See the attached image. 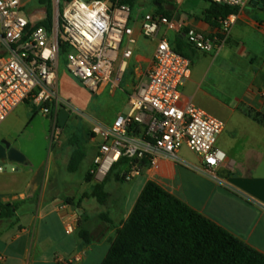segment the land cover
I'll return each instance as SVG.
<instances>
[{"label": "crops", "instance_id": "crops-1", "mask_svg": "<svg viewBox=\"0 0 264 264\" xmlns=\"http://www.w3.org/2000/svg\"><path fill=\"white\" fill-rule=\"evenodd\" d=\"M212 6L210 0H139L133 8L135 12L165 16L177 23V31L165 29L160 34L173 47L187 43L186 35L190 30L214 40L212 52L196 50L192 58L191 77L181 87V92L185 100L225 123V129L216 141V147L227 156L225 164L216 171L221 182L205 173L199 156L191 151L193 157L182 156L184 147L179 153L184 163L158 159L154 166L145 169L132 181L128 189L120 186L126 182H119L112 175L106 186L111 197L108 205L104 206L105 211L99 212L96 217L101 228L94 235V228H85L92 219L84 203L96 199L83 198L85 194L92 193L100 181L91 176L90 182L94 185L77 198L72 190L71 178H64L65 190L54 185L53 181L60 173L59 164L43 160L38 167L32 166L28 154L35 152L37 140L48 142L52 149L50 134L53 116H41L31 103L24 102L0 125V141L10 142L26 157L24 163H15L22 167V171L13 182L21 186L11 185L9 189L0 190V204H20L16 216L7 224L0 220V264H61L59 258L69 259L77 254L82 259L75 264H102L111 240L123 227L149 181L264 254V6L251 1L244 7L236 8L232 14L236 22L228 37L222 34L221 20L207 16L206 12ZM134 36L137 42L133 47V56L120 89L112 94L113 97L119 92L127 95L125 110L128 95L138 83L139 73L152 67L157 47L156 41L144 38L138 24L134 26ZM61 71L59 64L58 92L63 98L66 78ZM74 136L78 135L65 136L61 128L60 139L53 148L55 161L65 151L71 148L74 151L71 145ZM99 144V139L92 135L91 124L87 140L82 144L86 148V159L92 152L86 177L90 176ZM51 188L54 189L49 191ZM117 190L120 194H114ZM70 198H74V203H68ZM80 202L82 205L78 207ZM87 207H92V211L98 210L95 204ZM82 217L84 222H80ZM70 221L79 226L78 234L81 229L92 234L90 244L81 237V241L73 238L77 227L74 234L66 233L65 226ZM93 243L109 244L105 255H94Z\"/></svg>", "mask_w": 264, "mask_h": 264}, {"label": "built area", "instance_id": "built-area-1", "mask_svg": "<svg viewBox=\"0 0 264 264\" xmlns=\"http://www.w3.org/2000/svg\"><path fill=\"white\" fill-rule=\"evenodd\" d=\"M210 1L240 8L252 0ZM52 2L55 10L60 0ZM22 6L23 0H0V125L16 107L29 102L43 116H53L50 139L57 143L61 135L59 110L66 108L77 113L59 96L61 56L67 55L69 72L88 91L94 95L109 91L112 95L120 89L133 56L137 42L134 26L138 24L145 39L157 42L154 63L139 73L124 114L111 124L91 121L92 135L100 144L90 175L102 182L123 161L121 177L132 182L158 159L184 163L179 153L186 147L201 158L205 173L221 182L216 171L225 164L227 156L216 147V141L225 123L184 99L181 87L191 77L192 60L160 36L165 29L177 31V23L165 16L135 12L119 0H72L65 2L61 22L54 14L48 28L37 26L45 18L35 22L25 17ZM235 22V15L221 20L225 37ZM186 39L197 51L214 50V40L195 30L188 31ZM3 172L0 165V174ZM76 227V222L70 221L65 231L72 235ZM81 259L77 254L58 260L61 264H75Z\"/></svg>", "mask_w": 264, "mask_h": 264}, {"label": "trees", "instance_id": "trees-1", "mask_svg": "<svg viewBox=\"0 0 264 264\" xmlns=\"http://www.w3.org/2000/svg\"><path fill=\"white\" fill-rule=\"evenodd\" d=\"M72 0H60L70 2ZM139 0H119L121 4L135 7ZM40 6L47 7V17L37 26L50 28L53 21L51 0H38ZM207 16L223 20L236 12V8L212 3ZM63 16V10L61 11ZM174 49L192 60L196 50L188 43H181ZM74 147L68 171L75 173L86 159V148L78 136L71 141ZM123 161L115 165L108 176L95 185L84 198H93L101 206H106L110 194L106 191L111 176L119 182ZM149 167V164H145ZM92 180L91 175L88 182ZM71 203V199L68 200ZM82 202L78 204V207ZM20 204H0V220L13 219ZM82 240L90 244L92 234L81 229ZM102 264H264V254L254 250L242 240L188 207L155 182L149 181L140 194L136 205L110 242V248Z\"/></svg>", "mask_w": 264, "mask_h": 264}, {"label": "rangeland", "instance_id": "rangeland-1", "mask_svg": "<svg viewBox=\"0 0 264 264\" xmlns=\"http://www.w3.org/2000/svg\"><path fill=\"white\" fill-rule=\"evenodd\" d=\"M51 5L53 15L55 14L56 18L59 20V22H61V11L64 10L65 3L60 2V5L56 7L55 10L52 0ZM22 13L25 17H30L32 20L36 21L39 18L47 17V7L40 6L38 4V0H23ZM66 66L67 55L64 54L60 59V67L61 70L65 73L66 79L63 84H66V92L63 98L61 96L60 97L64 101L69 102L73 109L77 110V113H73L71 109L68 110L71 114V117L68 121L67 126L64 128V135L69 137L72 134H77L80 143L83 144L87 140V134L89 132V128H91L92 120L106 124L112 123L117 115L124 114L127 111L125 110L127 95L125 93L119 92L116 97H113L109 93V91H106L102 95H94L90 91H88L77 78L69 73V71L66 69ZM38 114L43 116L41 112H39ZM34 145L35 152L33 153V155L28 154V157H30L31 159L32 166H34L35 168L38 167L43 160H45L46 163L51 162V164L53 165L54 163L59 164L60 173L57 174L56 179L53 181V183L55 186L57 185L60 190L66 189V183L63 182L65 177L71 178L73 180L72 190L78 195L77 198H79V195L81 193H83L85 190L90 189L94 185V183L85 181L89 162L90 160H92V152L88 153V158L83 162L79 170L74 174H70L68 170H66V168L68 158L72 153L73 148H71L69 151H65L60 159L58 161H55L56 153L53 151V148H55L56 143L52 144V149L50 148L48 142H44L41 139L37 140ZM181 155L187 158L190 156H194L186 147L181 150ZM0 165L4 168V172L0 174V190L4 191L3 189H9L11 188V185L20 187L21 184L19 183V185H16L17 183H14L13 179L15 178V176L21 173L22 167L9 160H0ZM12 168L14 169V171H12ZM88 178L89 176L86 177V180H88ZM112 183L115 184V181H112ZM132 184L133 183L131 182H126L121 183L120 186L124 189H128ZM53 189L54 188H51L49 191H52ZM114 194H120V192L117 190L114 192ZM70 199L71 203H74V198ZM93 204L96 205L98 210L92 211V207H87ZM84 205L86 206L88 214L92 219L91 223L89 222V226L86 225L85 228H94V235H97L101 228V223L96 219V217L99 212H104L106 208L104 206H101L94 200L85 201ZM79 219L81 220L80 222H84L83 217ZM2 221H4L3 224H7V221H9V219H2ZM78 232L79 226L77 227V233L73 235V238H77L81 241ZM93 245H95L94 255H105L109 247V244L107 243L101 245L93 243Z\"/></svg>", "mask_w": 264, "mask_h": 264}, {"label": "water", "instance_id": "water-1", "mask_svg": "<svg viewBox=\"0 0 264 264\" xmlns=\"http://www.w3.org/2000/svg\"><path fill=\"white\" fill-rule=\"evenodd\" d=\"M253 4L264 6V0H252ZM112 6V3H110ZM70 118V112L66 108H61L58 114L59 126L65 128ZM26 157L19 150L12 146V144L6 140L0 141V160H9L14 163L22 164L25 162Z\"/></svg>", "mask_w": 264, "mask_h": 264}]
</instances>
